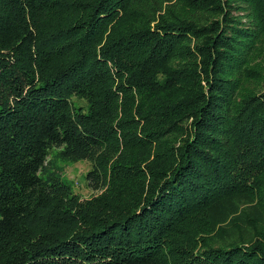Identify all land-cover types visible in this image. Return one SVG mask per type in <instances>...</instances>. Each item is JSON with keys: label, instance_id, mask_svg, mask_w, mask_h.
Masks as SVG:
<instances>
[{"label": "trees", "instance_id": "obj_1", "mask_svg": "<svg viewBox=\"0 0 264 264\" xmlns=\"http://www.w3.org/2000/svg\"><path fill=\"white\" fill-rule=\"evenodd\" d=\"M0 264H264V0H0Z\"/></svg>", "mask_w": 264, "mask_h": 264}, {"label": "rangeland", "instance_id": "obj_2", "mask_svg": "<svg viewBox=\"0 0 264 264\" xmlns=\"http://www.w3.org/2000/svg\"><path fill=\"white\" fill-rule=\"evenodd\" d=\"M56 148L50 150L47 160L50 161L51 168L56 170L73 191L80 197H90L95 193L90 189L86 182V172L91 167L88 160L80 159L77 161L63 160L55 155Z\"/></svg>", "mask_w": 264, "mask_h": 264}]
</instances>
